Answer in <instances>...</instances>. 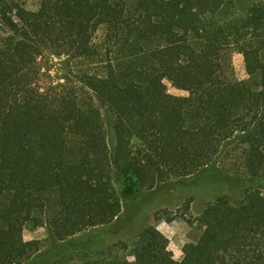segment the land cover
Returning a JSON list of instances; mask_svg holds the SVG:
<instances>
[{"label":"trees","instance_id":"obj_1","mask_svg":"<svg viewBox=\"0 0 264 264\" xmlns=\"http://www.w3.org/2000/svg\"><path fill=\"white\" fill-rule=\"evenodd\" d=\"M230 5L0 0V264H264V0L235 18ZM47 53L67 73L41 87ZM224 154L258 187L208 203L181 261L152 226L100 247L122 210L114 176L128 197L209 176ZM26 224L47 228L49 250L23 240Z\"/></svg>","mask_w":264,"mask_h":264},{"label":"rangeland","instance_id":"obj_2","mask_svg":"<svg viewBox=\"0 0 264 264\" xmlns=\"http://www.w3.org/2000/svg\"><path fill=\"white\" fill-rule=\"evenodd\" d=\"M261 0H231L225 17H241L254 4ZM38 0H25L28 9H35ZM101 37V32L97 34ZM96 38V40H99ZM66 58L47 53L37 60L39 66V83L41 87L59 85L67 73ZM230 63L235 80L247 79L242 56L230 51ZM164 85L169 95L187 97L188 92L165 80ZM105 124L109 122L105 111L102 112ZM109 145L114 144L113 133L107 128ZM133 140V146H137ZM117 190V199L121 202L120 218L106 227L107 244L121 241H132L146 226L156 228L168 241V251L175 261H181L183 248L187 244L196 243L202 233L197 222L198 217L208 203L225 198L231 203L240 202L247 192L255 190L258 185L252 182L242 167L237 163L236 156L222 155L218 159L217 169L209 176L176 179L168 185L157 186L155 190H143L128 197L121 193V185L113 178ZM171 219V222H167ZM102 229V228H101ZM85 233H82L83 235ZM23 240L37 242L41 251L52 246L49 232L45 226L35 227L26 224L23 228ZM44 264V263H43Z\"/></svg>","mask_w":264,"mask_h":264}]
</instances>
